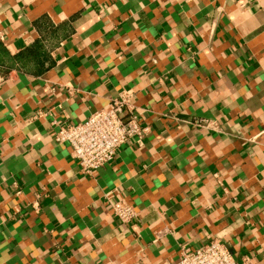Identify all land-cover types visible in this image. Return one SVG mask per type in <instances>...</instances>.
<instances>
[{
	"label": "crops",
	"instance_id": "crops-1",
	"mask_svg": "<svg viewBox=\"0 0 264 264\" xmlns=\"http://www.w3.org/2000/svg\"><path fill=\"white\" fill-rule=\"evenodd\" d=\"M0 42V264H264V0H0ZM123 91L147 131L84 175L53 122Z\"/></svg>",
	"mask_w": 264,
	"mask_h": 264
},
{
	"label": "built area",
	"instance_id": "built-area-1",
	"mask_svg": "<svg viewBox=\"0 0 264 264\" xmlns=\"http://www.w3.org/2000/svg\"><path fill=\"white\" fill-rule=\"evenodd\" d=\"M134 94L123 91L112 100L108 109L95 112L78 124L53 122V139L71 148V156L80 173L91 175L113 164L120 150L129 143H141L147 131L138 109L133 105ZM201 129H212V123L199 120L193 123ZM114 216L124 224L138 221L135 207L124 200L110 203ZM176 264H240L232 252L219 240H213L193 251L182 250Z\"/></svg>",
	"mask_w": 264,
	"mask_h": 264
},
{
	"label": "rangeland",
	"instance_id": "rangeland-1",
	"mask_svg": "<svg viewBox=\"0 0 264 264\" xmlns=\"http://www.w3.org/2000/svg\"><path fill=\"white\" fill-rule=\"evenodd\" d=\"M12 67L11 59L5 56H0V71L8 70Z\"/></svg>",
	"mask_w": 264,
	"mask_h": 264
},
{
	"label": "trees",
	"instance_id": "trees-1",
	"mask_svg": "<svg viewBox=\"0 0 264 264\" xmlns=\"http://www.w3.org/2000/svg\"><path fill=\"white\" fill-rule=\"evenodd\" d=\"M0 56H5L6 58H10L11 56L9 55V52L6 50V48L4 47V45L0 42Z\"/></svg>",
	"mask_w": 264,
	"mask_h": 264
}]
</instances>
